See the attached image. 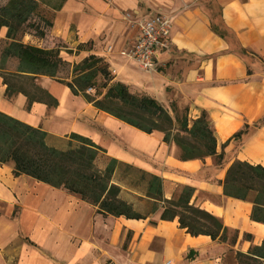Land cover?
<instances>
[{"label":"crops","instance_id":"1","mask_svg":"<svg viewBox=\"0 0 264 264\" xmlns=\"http://www.w3.org/2000/svg\"><path fill=\"white\" fill-rule=\"evenodd\" d=\"M34 1L50 11L51 35L68 47L60 50V57L71 68L90 54L98 55L109 65L113 82L154 98L173 119L178 108L187 111L190 121L208 113L217 154L237 144L232 137L245 126L252 128L264 120V0ZM125 13L136 20L156 14L171 19V45L158 54L157 72L146 74L136 63L118 56L138 34L125 21ZM6 32L0 30V44ZM81 46L93 51L77 52ZM108 47L113 53H106ZM66 51L74 52L73 56ZM35 82L57 106L38 102L29 106L23 94L6 99L0 77V112L42 130L49 139L66 141L74 134L90 140L102 150L96 159L101 171L114 159L120 168L158 176L163 200L175 197L178 187L194 189L191 204L238 232L236 245L242 251L264 242V225L250 220L252 205L223 196L219 184L237 160L264 167V124L243 138L237 156L222 172L204 180L198 176L212 166V157L182 161L177 147L163 142L162 133L134 129L99 111L82 95H74L64 83L42 76ZM118 168L111 183L120 188L119 200L137 214L136 204L150 207L147 215L138 214L139 220L103 216L97 206L67 190L25 175L15 177L11 164L0 165V205L8 208L0 219V262L9 254L6 247L26 232L43 243L49 256L23 244L18 264H224L226 244L204 235L192 237L178 220L162 221V203L151 213L156 201L146 196L145 183L122 182ZM200 193L221 202L199 199ZM243 235L251 240H243Z\"/></svg>","mask_w":264,"mask_h":264},{"label":"trees","instance_id":"2","mask_svg":"<svg viewBox=\"0 0 264 264\" xmlns=\"http://www.w3.org/2000/svg\"><path fill=\"white\" fill-rule=\"evenodd\" d=\"M38 9L39 4L34 0H9L0 8V30L7 29L6 40L0 46V77L6 86V99L23 94L29 106L34 102L57 106L51 95L35 82L39 76L49 77L64 83L74 95H82L86 102L93 103L99 111L134 129L146 134L162 133L163 142L174 144L182 161L212 157L216 160L215 172L223 171L228 162L223 161V154L218 155L216 152L217 141L208 113L202 112L199 118L190 121L185 110L182 118L176 115L173 119L154 98L133 94L124 84L113 82V74L105 59L93 54L71 68L70 82L60 79V73L69 64L60 57L59 49L29 46L18 39L26 29L34 27L40 38L45 37L44 30L31 24V18ZM44 23L45 29L52 27L51 22L44 20ZM214 31L217 33L216 28ZM10 60L18 62L15 72L6 69ZM100 79L102 81L98 83ZM262 124L264 120L252 128L245 126L232 140L242 143L244 137ZM49 141L48 134L42 130L0 112V165L11 164L15 177L25 175L51 188L67 190L97 206L98 213L103 216L142 218L131 205L119 200L120 188L111 183L115 169L123 167L116 160L111 159L101 171L96 166V159L102 150L90 140L73 134L63 141L65 149L49 145ZM126 169L130 168L126 166ZM140 175L139 181L145 183L146 196L156 201L151 213L158 210V204L162 203V221L178 220L179 227L187 229L192 237L204 235L223 244L228 243L226 233L229 229L223 226L222 220L191 204L194 189L182 186L177 197L166 201L162 199L161 178L145 173ZM219 184L223 187V196L249 202L252 205L251 222L264 225V167L237 160L227 168ZM232 232L229 245L235 246L238 232ZM235 256L238 264H264V242L251 247L246 254L240 252ZM187 258L190 259L189 255Z\"/></svg>","mask_w":264,"mask_h":264},{"label":"rangeland","instance_id":"3","mask_svg":"<svg viewBox=\"0 0 264 264\" xmlns=\"http://www.w3.org/2000/svg\"><path fill=\"white\" fill-rule=\"evenodd\" d=\"M9 0H0V8L2 6H4ZM216 17L215 19H217V12L214 13ZM124 18H125V21H127V23L129 24V27L131 29H133V27H135V23L136 19H133V15L132 14H129V13H125L124 14ZM44 20L46 21H49L52 23V15L50 13V11H48L46 8L44 9L41 5H39V9L37 11V13L32 16L31 18V24H35V26L37 25L38 26V29H42L44 30V33H45V37L44 38H40L39 35H38V31H37V28H32V29H26L25 32H24V35L22 36H19L18 39H20L24 44L26 45H29V46H36V47H39V48H42V49H64V48H68L65 44L61 42H57L51 35V32H50V29L49 28H46L45 29V23H44ZM5 42V40H3V42L0 44V45H3V43ZM109 48V47H108ZM108 48H107V52L106 53H109L108 52ZM93 48L92 47H84L82 46L81 49L77 48V52L80 51V50H88L89 52L90 51H93L92 50ZM237 51L236 48H233ZM120 51V50H119ZM66 53L70 56H73V53L72 51H66ZM113 53V50L112 52ZM109 53V54H111ZM60 56H61V53H60ZM90 56V55H89ZM97 57H100L98 55H95ZM118 56L119 53H118ZM104 59V58H103ZM67 62V61H66ZM68 63V62H67ZM68 67L63 69L62 72L60 73V79H64L65 82H70L72 80L71 78V75H70V71H71V64L68 63ZM6 69L10 72H14L16 69H17V62L15 60H10L7 62V65H6ZM113 74V73H112ZM114 78V75L112 76ZM42 79L40 78V81ZM101 79L98 81V83H101ZM129 90L131 93H136V94H139L138 93V90H135L133 88H130L129 87ZM185 109L183 108H178L176 110V114H177V117L179 118H182L183 117V113H184ZM49 145L52 144L54 145L55 147H59V148H62V149H65V144L63 143L62 140H56V139H50V141L48 142ZM241 143H237L235 144L232 148H229V149H222V150H219L218 152L223 154L224 155V159L223 161H227L229 162L230 160H232L233 158H235L237 155V151L240 147ZM178 149V148H177ZM218 153V154H219ZM177 157H179V150L177 152ZM213 159V164L211 167H209V169H205L203 170L198 178L200 179H204V180H209V178L213 177L215 174H219V173H216L215 171V166H216V160L214 158ZM118 176H119V179L122 180V182L124 181H127V182H136V184L139 183V178L141 177L140 173H134L132 171H128L124 168H118ZM130 187H131V184H129ZM180 191H181V187H178L176 190H175V197H177L179 194H180ZM199 199H205V200H208V201H213L215 203H220L221 200L218 199L217 197L215 196H212V195H208L206 193H200L198 195ZM7 207L3 206V205H0V219L2 217H5V214L7 212ZM149 209L150 207L146 206L145 203H138L136 204V210L138 212V214L140 215H147L148 212H149ZM17 210L16 209V212L17 213ZM11 220H13L11 218ZM19 237L17 239H15L13 242H11V244L9 246L6 247V249L4 250L5 252H8L9 250V254L8 256H6L5 260L3 259L2 262H0V264H18V261H19V257L21 255V247L23 246V244H26L30 242L33 244V246H30L29 244L27 245L28 247L30 248H33V249H36L38 252L40 253H44L46 255L49 256V252L46 250V248L43 247V243L42 242H37V241H34L32 239V236L31 234H28L26 232L22 233L20 232L19 234ZM233 236V232H232V229H229L228 232L226 233V239L228 241V243H226V251H225V254H223V256H226V259L224 260V264H238V261H237V257L235 256L236 253H243V254H246L248 252L247 251H242L239 247L234 246L232 247L231 245H229L230 243V240ZM243 240H251V237L248 235H243L242 237ZM8 257V258H7Z\"/></svg>","mask_w":264,"mask_h":264},{"label":"built area","instance_id":"4","mask_svg":"<svg viewBox=\"0 0 264 264\" xmlns=\"http://www.w3.org/2000/svg\"><path fill=\"white\" fill-rule=\"evenodd\" d=\"M135 28L138 34L132 46L121 49L119 55L129 62L136 63L146 74L157 72L158 54L171 45L172 21L162 14H156L136 21ZM112 50V47L108 48L109 53Z\"/></svg>","mask_w":264,"mask_h":264}]
</instances>
